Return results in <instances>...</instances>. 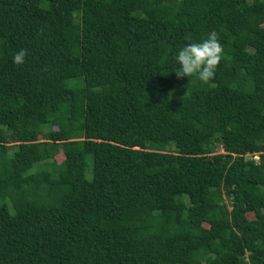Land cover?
Instances as JSON below:
<instances>
[{"label":"trees","instance_id":"1","mask_svg":"<svg viewBox=\"0 0 264 264\" xmlns=\"http://www.w3.org/2000/svg\"><path fill=\"white\" fill-rule=\"evenodd\" d=\"M0 264H264V0H0Z\"/></svg>","mask_w":264,"mask_h":264},{"label":"clouds","instance_id":"2","mask_svg":"<svg viewBox=\"0 0 264 264\" xmlns=\"http://www.w3.org/2000/svg\"><path fill=\"white\" fill-rule=\"evenodd\" d=\"M26 54L25 49L16 53L13 57L14 64H23ZM222 56L223 46L220 43L219 34L213 30L201 42L186 44L179 50L176 56L179 67L175 74L178 79L195 76L199 81L207 84L214 78Z\"/></svg>","mask_w":264,"mask_h":264},{"label":"rangeland","instance_id":"3","mask_svg":"<svg viewBox=\"0 0 264 264\" xmlns=\"http://www.w3.org/2000/svg\"><path fill=\"white\" fill-rule=\"evenodd\" d=\"M53 128H54V127H53ZM219 151H220V150H219ZM253 158H254V159H257V156H253ZM61 159H62V156H61L60 153H58L57 155H55V160H56V162H60ZM245 215H246V217H247L248 219H252V218L254 217L253 213H251V212H247Z\"/></svg>","mask_w":264,"mask_h":264}]
</instances>
